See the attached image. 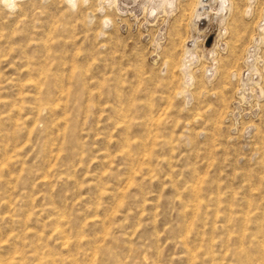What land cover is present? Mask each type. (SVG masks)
I'll return each instance as SVG.
<instances>
[{
  "label": "rangeland",
  "instance_id": "obj_1",
  "mask_svg": "<svg viewBox=\"0 0 264 264\" xmlns=\"http://www.w3.org/2000/svg\"><path fill=\"white\" fill-rule=\"evenodd\" d=\"M0 264H264V0H0Z\"/></svg>",
  "mask_w": 264,
  "mask_h": 264
}]
</instances>
